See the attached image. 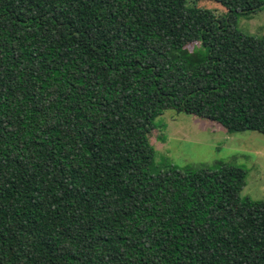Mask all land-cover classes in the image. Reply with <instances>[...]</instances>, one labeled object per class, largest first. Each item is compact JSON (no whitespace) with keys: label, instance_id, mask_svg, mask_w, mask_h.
<instances>
[{"label":"trees","instance_id":"trees-1","mask_svg":"<svg viewBox=\"0 0 264 264\" xmlns=\"http://www.w3.org/2000/svg\"><path fill=\"white\" fill-rule=\"evenodd\" d=\"M212 1L0 0V264H264L245 170H152L166 108L264 135V0Z\"/></svg>","mask_w":264,"mask_h":264},{"label":"rangeland","instance_id":"rangeland-1","mask_svg":"<svg viewBox=\"0 0 264 264\" xmlns=\"http://www.w3.org/2000/svg\"><path fill=\"white\" fill-rule=\"evenodd\" d=\"M221 18L227 10L212 0H189ZM237 28L253 36L264 35V5L249 17H239ZM191 49V45L188 46ZM150 142L154 148L152 170L164 165L179 168L232 164L246 172L240 198L264 200V135L256 131L230 132L220 124L172 108L159 111Z\"/></svg>","mask_w":264,"mask_h":264}]
</instances>
